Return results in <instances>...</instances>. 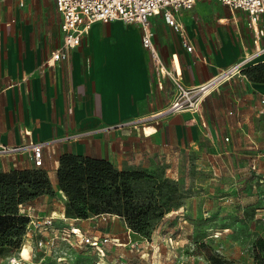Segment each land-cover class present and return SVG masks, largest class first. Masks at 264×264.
<instances>
[{
  "label": "crops",
  "instance_id": "crops-1",
  "mask_svg": "<svg viewBox=\"0 0 264 264\" xmlns=\"http://www.w3.org/2000/svg\"><path fill=\"white\" fill-rule=\"evenodd\" d=\"M18 15L0 13V145L43 143L42 169L65 201L57 180L62 154L105 159L122 169L146 164L166 147L196 144L204 133H261L264 83L251 81L247 74L208 95L199 115H170L146 133L116 128L165 109L173 98L169 79L163 89L157 84L142 44V28L122 21L97 23L66 59L42 70L44 61L62 46V17L53 31L33 33ZM179 20L184 35L161 17L152 19L151 30L166 65H171L174 54L179 56L186 85L202 84L260 50L254 66L264 63V12L258 36L246 11L214 2L199 1L182 11ZM111 127L115 128L107 130ZM93 131L91 136H79ZM31 161L30 155L7 157L0 160V170L31 169ZM26 207L38 216L35 206ZM76 228L82 232L72 227Z\"/></svg>",
  "mask_w": 264,
  "mask_h": 264
},
{
  "label": "rangeland",
  "instance_id": "rangeland-1",
  "mask_svg": "<svg viewBox=\"0 0 264 264\" xmlns=\"http://www.w3.org/2000/svg\"><path fill=\"white\" fill-rule=\"evenodd\" d=\"M200 2L226 6L216 0ZM2 12L18 13V21L33 33L53 31L61 20L56 0H0ZM262 115L261 133H204L196 144L166 147L146 164L117 169L152 176L139 190L148 196L143 204L151 209L147 228L139 231L114 213L87 219L63 216L66 201L54 189V196L34 201L41 224L13 244L0 245V264H13L11 259L25 247V257H30L26 264H212L209 257L216 255L222 264H252L253 250L264 247ZM31 162V169H42ZM123 210L133 213L128 206ZM52 215L54 225L47 227L43 222ZM73 226L80 227L84 237H118L120 242L103 243L100 252L72 235ZM55 235L64 239L56 238L51 245Z\"/></svg>",
  "mask_w": 264,
  "mask_h": 264
},
{
  "label": "built area",
  "instance_id": "built-area-1",
  "mask_svg": "<svg viewBox=\"0 0 264 264\" xmlns=\"http://www.w3.org/2000/svg\"><path fill=\"white\" fill-rule=\"evenodd\" d=\"M203 0H56V7L62 17L61 33L62 46L59 50L53 51L51 55L41 65V69L53 68L56 63L66 59L71 50L77 49L83 40L97 23H109L112 21H122L127 25H136L142 28V44L149 53L153 71L159 88L163 89L165 80L169 79L172 83L173 98L171 103L163 110L142 116L124 123L116 128L135 129L147 132V129L155 128L163 119L176 113H191L199 115L202 110L205 98L212 92L220 89L227 81L236 76H246V70L254 66V60L262 51H257L250 55H246L232 66L222 70L218 75L210 80L196 85L188 86L183 81L182 66L178 55L174 54L171 65L168 66L163 61L159 50L154 41V35L151 30L152 19L161 17L167 25L172 27L176 32L184 35L185 26L179 20L182 11L191 10L196 3ZM230 9H242L249 14L250 26L255 35H261L258 27V20L261 13L264 12V0H216ZM184 46L188 51H192V45L184 40ZM264 105V98L262 99ZM262 114L264 110L261 111ZM206 127V124H204ZM115 127L107 128L114 129ZM93 132L79 135L80 137L91 136ZM28 134V132H26ZM43 143H34L24 141L20 145L8 146L0 145V157H18L21 155H30L37 168L44 165L43 160ZM21 213L30 219L27 227V233L32 227L41 224L39 217L34 214V210L30 207H22ZM54 215L46 217L44 224L47 227H53ZM71 234L82 237L92 247L100 252L101 245L107 242L119 244L120 238L105 237L100 241L98 237L82 236V232L72 229ZM54 238L51 245H55ZM61 240L64 237L59 238ZM24 249V248H23ZM23 250L20 252L22 254ZM15 258V259H14ZM11 259L13 264H26L27 259L20 255Z\"/></svg>",
  "mask_w": 264,
  "mask_h": 264
},
{
  "label": "trees",
  "instance_id": "trees-1",
  "mask_svg": "<svg viewBox=\"0 0 264 264\" xmlns=\"http://www.w3.org/2000/svg\"><path fill=\"white\" fill-rule=\"evenodd\" d=\"M254 82L264 83V63L245 72ZM57 180L66 197L68 217L87 219L102 213L120 215L139 231L151 221V209L144 206L140 186L152 176L141 170L119 171L108 160L77 154H62ZM44 195H55L53 184L44 169H13L0 171V245L13 244L27 233L30 219L21 208L33 206ZM124 206L132 208L127 214ZM252 264H264V247L255 248ZM212 264H222L219 255L209 257ZM228 264H232L229 262Z\"/></svg>",
  "mask_w": 264,
  "mask_h": 264
},
{
  "label": "bare ground",
  "instance_id": "bare-ground-1",
  "mask_svg": "<svg viewBox=\"0 0 264 264\" xmlns=\"http://www.w3.org/2000/svg\"><path fill=\"white\" fill-rule=\"evenodd\" d=\"M261 51V50H260ZM29 254V249L28 247H25L24 250H23V253H22V256H27Z\"/></svg>",
  "mask_w": 264,
  "mask_h": 264
}]
</instances>
